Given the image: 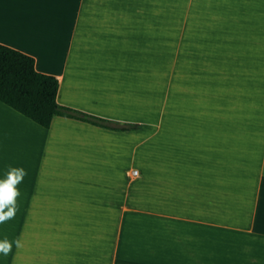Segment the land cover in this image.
Instances as JSON below:
<instances>
[{"label": "crops", "instance_id": "1", "mask_svg": "<svg viewBox=\"0 0 264 264\" xmlns=\"http://www.w3.org/2000/svg\"><path fill=\"white\" fill-rule=\"evenodd\" d=\"M0 43L138 124L0 101V179L27 171L0 264H264V0H0Z\"/></svg>", "mask_w": 264, "mask_h": 264}, {"label": "trees", "instance_id": "2", "mask_svg": "<svg viewBox=\"0 0 264 264\" xmlns=\"http://www.w3.org/2000/svg\"><path fill=\"white\" fill-rule=\"evenodd\" d=\"M57 85L54 75L34 68L31 55L0 43V101L14 110L43 127L49 126L54 115L116 130L137 127L136 123L114 121L58 103Z\"/></svg>", "mask_w": 264, "mask_h": 264}, {"label": "clouds", "instance_id": "3", "mask_svg": "<svg viewBox=\"0 0 264 264\" xmlns=\"http://www.w3.org/2000/svg\"><path fill=\"white\" fill-rule=\"evenodd\" d=\"M26 175L27 171L23 167L9 166L5 178L0 179V224L15 218L19 210L18 198L21 195L18 185ZM13 243L17 249L23 247L22 239L10 241L5 237L0 240V254L8 256L12 251Z\"/></svg>", "mask_w": 264, "mask_h": 264}, {"label": "built area", "instance_id": "4", "mask_svg": "<svg viewBox=\"0 0 264 264\" xmlns=\"http://www.w3.org/2000/svg\"><path fill=\"white\" fill-rule=\"evenodd\" d=\"M136 173V170L135 169H132L129 174H135Z\"/></svg>", "mask_w": 264, "mask_h": 264}]
</instances>
